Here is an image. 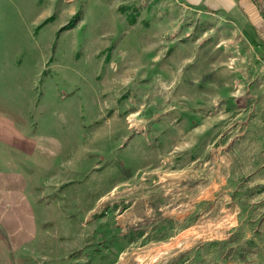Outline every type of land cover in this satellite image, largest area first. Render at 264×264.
Here are the masks:
<instances>
[{
    "label": "rangeland",
    "instance_id": "rangeland-1",
    "mask_svg": "<svg viewBox=\"0 0 264 264\" xmlns=\"http://www.w3.org/2000/svg\"><path fill=\"white\" fill-rule=\"evenodd\" d=\"M229 1L0 0L6 60L83 101L34 123L73 169L34 230L0 194L18 264H264V0Z\"/></svg>",
    "mask_w": 264,
    "mask_h": 264
},
{
    "label": "crops",
    "instance_id": "crops-1",
    "mask_svg": "<svg viewBox=\"0 0 264 264\" xmlns=\"http://www.w3.org/2000/svg\"><path fill=\"white\" fill-rule=\"evenodd\" d=\"M184 2L198 6L207 5L214 10H220L230 4L229 0H184ZM18 34L0 31V194L7 198L5 201L8 205H2L6 217L8 218L12 212L17 214V218L20 216L23 219L27 215L34 230L37 216L30 198V190L39 191L44 187L41 185L43 181L45 184L57 181L58 177L67 176L73 171L64 165L67 158L63 154L65 144L61 143L64 148L56 146L52 143L50 135L43 139L34 123L37 121L39 123L38 115L43 110L51 109L49 104H59L60 109L55 110L66 118L82 116L83 101L80 98L77 109L73 103L78 98L74 100L58 97L59 86L66 88L72 86L71 83L67 81L61 83L56 81V78L40 83L41 71L35 76L37 68L29 67V70L22 73L17 70L20 65H14L13 61L6 60V55L8 54L10 59L11 54L8 52L9 43L5 37ZM35 86H38V90H35ZM40 87H44V91L39 98ZM45 95H50L49 102L42 100ZM28 119L33 120L29 122ZM18 229L24 230V225L20 226V223L15 225L9 221L0 224V248L4 251L0 254L1 264H18L11 252L12 244L18 245L13 239H21L12 232Z\"/></svg>",
    "mask_w": 264,
    "mask_h": 264
}]
</instances>
